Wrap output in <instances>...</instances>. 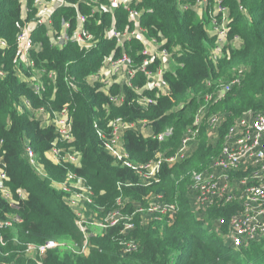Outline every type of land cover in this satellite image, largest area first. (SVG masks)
I'll use <instances>...</instances> for the list:
<instances>
[{
  "label": "trees",
  "instance_id": "trees-1",
  "mask_svg": "<svg viewBox=\"0 0 264 264\" xmlns=\"http://www.w3.org/2000/svg\"><path fill=\"white\" fill-rule=\"evenodd\" d=\"M194 1L142 0L138 6L144 10L141 22L148 35L164 36L165 47L178 63L172 65L173 72L166 74L170 93L160 96L157 103L142 107L131 87L120 89L114 85L107 94L99 84L91 85L86 80L102 67L116 46L114 39L104 38L112 23L111 12H102L91 19L90 29L100 43L89 52L81 51L75 44L54 48L43 30L35 36L42 43V50L34 54L37 64L47 65L58 73L55 84L47 81V92L44 99H40L16 74L17 70H22L17 60L21 5L17 0H0V38L8 43L5 49L0 48V69L5 72L4 77H0V156L5 159L12 190L25 189L29 194L19 211L24 222L13 228L0 229V239L3 236L6 243L3 246L0 241L1 259L16 264H38L24 255L28 243H40L50 238L80 243L83 238L74 213L64 201V193L52 185V179L62 180L67 173L65 167L56 165L46 155L57 137L56 131L53 126H41L40 121L21 106L20 99L26 96L34 107L48 105L60 109L70 103L76 137L74 146L83 154L82 166L73 169L87 178L95 193V206H105L109 210L122 194L129 199L127 210L132 211L135 209L133 201L146 203L145 198L152 193L179 205L173 219L156 216L147 226L141 224L138 215L133 234L140 244L137 252L121 255L117 243L119 232L110 229L108 233L92 238L89 256L59 248L50 251L43 264H264V238L238 249L224 239L229 231V219L241 209L238 203H215L207 207L202 219L189 205L182 175L188 176L193 169L204 170L222 148L221 144L220 148L210 144L208 132L199 134V145L189 159L173 167L165 166L159 182L142 185L132 169L117 164L104 150L94 127L97 120L107 128L108 120L117 116L131 121L146 120L153 135L145 136L140 131L130 130L124 136L131 157L135 161H148L161 152L171 154L179 147L187 128L194 124L195 115L205 104V96L220 85L214 83L229 82L240 70L243 71L240 84L226 97L212 101L208 105L209 112L224 114L221 128L227 132L245 113L256 114L264 110V0H221L230 9V39L239 35L243 47L237 49L230 45L225 50L230 49L229 55L224 53L217 63L211 58L215 37L208 31L209 11L216 0H208L203 16L192 9H181L184 2L192 4ZM63 16L67 17L65 11L57 13V27ZM115 16L118 29L124 30L130 24L123 9L115 11ZM138 49L141 44L135 41L130 51L133 59L139 62ZM241 65L245 68L233 76L232 69ZM67 76L75 77L77 89L68 85ZM134 84L135 87L143 85L144 76H138ZM121 91L125 93L123 104L112 105L109 95ZM168 128L173 130L170 136L163 140L154 137ZM26 141L36 150L48 177L37 174L25 157ZM8 209V204L0 197V217ZM219 219L222 220L221 234L211 228L214 220Z\"/></svg>",
  "mask_w": 264,
  "mask_h": 264
},
{
  "label": "built area",
  "instance_id": "built-area-1",
  "mask_svg": "<svg viewBox=\"0 0 264 264\" xmlns=\"http://www.w3.org/2000/svg\"><path fill=\"white\" fill-rule=\"evenodd\" d=\"M18 1L22 8V25L17 34V58L28 71L26 80L28 86L40 99H44L47 92V81L49 84H55L58 73L55 69H49L47 65L37 64L34 54L42 50V43L35 39V36L43 30L54 48L75 44L81 51L89 52L97 48L100 43L96 33L90 29V22L102 12H111L113 16L104 38L114 39L116 46L106 57L102 67L87 76V82L91 85L99 84L101 90L107 94L114 85L120 89L124 86L131 87L137 94V103L142 107L155 104L160 96L170 93L166 74L169 71L173 72L172 65L178 63L173 59L172 52L165 47V37L149 36L147 28L142 25L144 10L138 8L142 0ZM208 5V0H195L192 4L184 2L181 9H192L203 16ZM119 9L126 11L130 23L124 30L117 27L115 11ZM59 11H65L67 17L63 16L60 27H57L56 17ZM208 16V31L215 37L211 58L217 63L229 45L241 43L242 39L239 35L230 39V9L222 4L221 0H216ZM135 41L141 44V49L137 50V54L141 56L139 62L133 59L130 51ZM6 47H8L7 41L0 38V48ZM242 74L243 71L240 70L237 77L217 85L205 96V104L195 115L194 124L187 128L179 147L171 154L161 152L148 161H135L131 157L125 147L124 136L130 130L144 134V129L147 127L146 120L131 121L117 116L108 120L107 128L102 127L95 120L94 127L98 138L104 150L114 158L115 162L132 169L142 185L159 182L165 166L173 167L182 163L193 153L191 147L195 146L200 133V124L204 119H207L208 127L212 129L210 131L221 126L225 120L224 114L207 113L205 107H208L212 101L226 97L233 87L240 84ZM4 75L5 72L0 69V77ZM140 75L144 76V84L135 87L134 81ZM74 78L67 76L66 80L70 87L77 89ZM21 99V106L28 112L31 109L32 113H29L38 121H40L39 115H46L45 121L48 125L40 121L41 126L42 124L53 126L56 131L57 137L46 155L56 165L65 167L67 173L62 180L52 179V185L64 193V201L74 213L76 225L83 236L80 243L55 238L40 243L30 242L24 249L26 257L43 264L49 252L59 248L68 249L80 256H89L92 238L106 234L110 229L119 232L117 243L120 254H132L140 249L139 242L133 236L138 215L144 226L150 223L144 217L169 216L173 219L177 215L179 211L177 202L164 200L162 195L153 193L145 198L146 205L133 201L135 209L132 211L127 210L126 201L129 199L122 194L116 198L115 206L109 210L105 206H95V193L87 178L73 169L82 166L83 154L74 146L76 137L70 103H65L60 109H54L48 105L34 107L26 96H22ZM124 100L123 91L109 95L112 105L121 106ZM252 114L255 116L253 119L243 115L229 127L219 154L211 159L204 170L194 171L191 179L192 195L201 208L206 209L218 202H236L240 205L241 209L229 219V231L225 236L227 243L237 249L264 238V110ZM172 133V128H168L154 137L163 140ZM24 155L33 168L41 172L46 171L29 141L25 142ZM45 176L48 177V174L45 173ZM9 180L5 159L0 156V197L9 207L0 217V229L13 228L24 222L19 211L21 203L27 200L29 195L25 189L12 190L8 184ZM216 231L222 233L220 227L216 228ZM0 241L1 245L6 244L3 236ZM0 264H16V262L0 258Z\"/></svg>",
  "mask_w": 264,
  "mask_h": 264
},
{
  "label": "rangeland",
  "instance_id": "rangeland-1",
  "mask_svg": "<svg viewBox=\"0 0 264 264\" xmlns=\"http://www.w3.org/2000/svg\"><path fill=\"white\" fill-rule=\"evenodd\" d=\"M18 1V0H17ZM18 3H19V1H18ZM29 17H31V15L29 14ZM228 47H230V45L228 46ZM233 47H235V48H237V49H240V48H242L243 46H242V43H237V44H235V45H233ZM230 49H228L226 52H225V54H227L228 53V51H229ZM224 54V55H225ZM227 55H229V53L227 54ZM20 65H21V67L23 68V66H22V64L20 63ZM175 65H177V64H175L174 63V66ZM241 68H245V65H241V66H239V67H235V68H233L232 69V75L234 76L236 73H237V71L239 70V69H241ZM173 71H174V67H173ZM169 72H171V71H169ZM27 74H28V72H27ZM228 81H218V82H215L214 84H224V83H227ZM203 95H201L200 96V98L202 97ZM206 108V112L207 113H210L209 111H210V107L208 106V107H205ZM199 111V110H198ZM198 113V112H197ZM253 112H247L246 114H245V117H247L248 119H253L255 116L252 114ZM208 117V116H207ZM206 117V118H207ZM223 128H221V126L219 127V128H217L216 130H213V131H210V130H212V129H210L209 127H208V123H207V119H204L203 121H202V123L200 124V133L202 132V131H204L205 133H207V136L210 138H208L209 139V142H210V144L212 145V146H214V147H219L220 148V144L223 146V144H224V138H225V135L227 134V132L225 133L223 130H222ZM199 133V134H200ZM224 137V138H223ZM198 141V138L196 139V142ZM208 142V141H207ZM198 142L197 143H195V146L193 145L192 147H191V153L193 152H195V150L197 149V147H198ZM194 148V149H193ZM192 150H194V151H192ZM192 153V154H193ZM192 154H191V156H192ZM190 156V157H191ZM189 157V158H190ZM188 158V159H189ZM179 165V164H178ZM35 171H36V173L37 174H39L40 176H42V177H44V174L46 173V171L44 172H41L40 170H38V169H35V168H33ZM194 171H198V169H193V171L191 172V173H189V175L188 176H186V177H188V178H186V177H184L185 176V174H183L182 175V183L183 184H185V189L187 190V194L188 193H190V194H192V189H191V179H192V173L194 172ZM47 174V173H46ZM46 177V176H45ZM146 200V199H145ZM147 201V200H146ZM136 203H139L138 201H135ZM145 203V202H144ZM144 203H142V202H140V204H144ZM144 205H146V203L144 204ZM144 219L145 220H149L150 222L153 220V218L151 217V216H147V217H144ZM55 239H57V240H60L61 238H55Z\"/></svg>",
  "mask_w": 264,
  "mask_h": 264
},
{
  "label": "crops",
  "instance_id": "crops-1",
  "mask_svg": "<svg viewBox=\"0 0 264 264\" xmlns=\"http://www.w3.org/2000/svg\"><path fill=\"white\" fill-rule=\"evenodd\" d=\"M197 14H198V13H197ZM200 16H201V15H200ZM17 60L19 61L18 58H17ZM27 72H28V71H27L26 68L23 66L22 70H21V71L17 70L16 74H17V75H18L23 81L26 82V80H27V78H28V74H27ZM20 101H22V99H20ZM29 112L32 113L31 109L29 110ZM38 114H39V113H38ZM38 118H39L40 121L45 122V123L48 125L47 121H45V120H46V115H45V116H44V115H39ZM46 124H42V126H45ZM152 132H153V131H152V129H151L150 127H146V128L144 129V135H145V136H149V135H151ZM188 197H189V205H190L191 209L195 212L196 216H197L199 219L204 218V215H205V213H206V209H207V208H206V209H203V208H201L200 206H198V204H197L196 201H195V197H194V195L188 193ZM221 225H222V224H221V220H220V219H219V220H214V222H213L211 228H214V230H216V228L219 229V227H220ZM206 229H210V228L206 227ZM224 239H225V241L227 242L226 237H225Z\"/></svg>",
  "mask_w": 264,
  "mask_h": 264
}]
</instances>
